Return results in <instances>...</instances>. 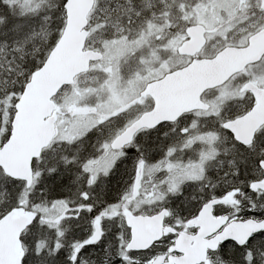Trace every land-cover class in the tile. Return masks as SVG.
I'll list each match as a JSON object with an SVG mask.
<instances>
[{
  "label": "snow or ice",
  "instance_id": "obj_1",
  "mask_svg": "<svg viewBox=\"0 0 264 264\" xmlns=\"http://www.w3.org/2000/svg\"><path fill=\"white\" fill-rule=\"evenodd\" d=\"M67 3L68 0H63L58 7L66 11ZM39 7L34 0H0V36L7 38L10 33L19 36L26 22L35 18L30 14ZM42 63L24 75L20 95ZM4 83L8 87L3 90V95L12 96L14 109L19 103V95H16L18 81ZM95 131L100 133L94 143L95 156L89 154L81 159L77 155L72 160L53 157L54 162L46 163L31 180L19 182L17 203L20 204L19 194L24 193L34 201L32 207L39 210L33 230L48 228L52 235L50 245L39 240L38 247L33 248L21 264H167L168 257L157 249L163 248L166 241H174L175 233L168 232L159 241L142 244L138 238L137 224L162 219L166 227H178L184 217L180 215L181 210L174 207L176 201L180 199L187 206L197 197L184 195V177L179 174L163 186L146 183L145 161L154 149L128 141L130 132L110 142L103 138L102 128L98 127ZM125 146L136 152L131 160V171L126 177L120 171L129 164ZM244 148L255 156L253 167L264 172V148L258 150L255 145ZM240 162L247 165L249 158L242 157ZM228 163L229 166L233 165L235 156ZM240 174L238 167L231 173L233 176ZM65 175L70 179L57 194L55 184L49 185L48 180L54 177L63 180ZM228 175V172L224 173L225 177ZM196 179L193 177L190 183L195 190L203 192L204 182L196 184ZM221 182L218 178L216 183ZM241 183L245 181L241 180ZM247 183V191L233 189L242 192L246 199L239 201L240 207L232 206V211L248 213L250 220L260 223L264 221V187L257 188L255 185L260 182L256 180ZM209 187L213 189L209 199H214L215 185ZM199 199L202 207L207 200L203 197ZM64 225L69 227L65 228ZM257 253L264 257V227L246 241L228 238L221 242L215 249L214 264H261L257 260Z\"/></svg>",
  "mask_w": 264,
  "mask_h": 264
},
{
  "label": "water",
  "instance_id": "obj_2",
  "mask_svg": "<svg viewBox=\"0 0 264 264\" xmlns=\"http://www.w3.org/2000/svg\"><path fill=\"white\" fill-rule=\"evenodd\" d=\"M94 5L95 0H68L63 33L43 67L32 75L15 106L11 136L0 149V169L12 181L31 180L34 176V162L54 142L57 136L54 116L58 110L55 102L57 95L66 87L73 86L78 76L87 74L91 65L103 58L101 52L86 49L90 35L88 17ZM190 33L193 40L183 46L181 54L194 55L203 45L201 28H192ZM262 41L264 32L252 39L250 49L227 50L214 60H197L186 70L177 71L162 81L148 85L143 93L155 100V109L144 114L118 138L130 132L127 140L133 142L139 131L173 121L182 112L198 109L202 92L229 80L232 74L251 60V56L256 53L255 47ZM177 89L186 92L183 98L185 103L180 102L178 96H173ZM257 99L259 103L254 112L226 124L235 140L244 146L252 144L257 129L264 125V91H259ZM259 182L255 186L264 187V179ZM218 202L216 199L205 205L200 215L189 222L191 228H198L194 235L177 233L173 227H166L162 219L146 220L137 224L139 241L148 244L153 240L159 241L168 232H174L178 238L165 254L168 257L167 264H206L208 254L215 253L221 242L228 238L246 241L264 227V221L257 223L250 219L226 226L227 217H213L212 206ZM36 216L33 211L17 208L0 219V264H21L26 256L22 237L36 222ZM161 260H164L163 256Z\"/></svg>",
  "mask_w": 264,
  "mask_h": 264
},
{
  "label": "rangeland",
  "instance_id": "obj_3",
  "mask_svg": "<svg viewBox=\"0 0 264 264\" xmlns=\"http://www.w3.org/2000/svg\"><path fill=\"white\" fill-rule=\"evenodd\" d=\"M40 1L35 0L34 2ZM104 1L106 0H99L98 5ZM108 1L110 2L111 0ZM162 2H166V4L173 3V6L183 3V5L188 7H194V10H198L200 13V20L204 21V24L214 27L217 23L215 20L219 17L217 15L221 13V10L223 9L227 14L228 8L233 7L235 1L169 0L167 2V0H161L159 4ZM128 3L139 7V11L134 14L136 18L132 26H129L127 21V19L132 17V11L129 13L125 10L117 12L108 8L102 10V7L97 5L98 7L90 20L91 26L89 29L91 34L87 48L103 52L104 59L100 63L93 65L87 75L79 77L74 86L67 87L57 96L59 134L54 140L55 142L45 151L44 156L36 161L34 165L35 172L40 171L46 163L53 161V157H67L70 159L69 153L72 154V157L83 154L81 159L89 154L95 156L94 143L96 136L100 135L95 129L98 127L102 128L103 138L110 142L113 141L115 136L123 131L127 121L130 120L125 115V110L131 109L136 105L140 92L159 74L153 68L159 62L163 63L164 60L161 55H157L156 51L163 50V46L167 43L164 40L169 38L162 34L163 26L165 25L163 23L162 25L159 24L155 18L152 19L154 10L150 0H128ZM202 5L205 7L204 9H200ZM159 9L157 8V10ZM101 10L104 16H101ZM189 14H191L190 11ZM100 17L104 21L101 22ZM140 17L142 19L138 21ZM184 19L187 18L184 17ZM156 36L162 37L160 40L163 39V42L158 43ZM172 36L169 40V42L171 41L169 43L170 46H173L174 42L179 38L176 35ZM130 113H132L131 110H128L129 116H131ZM143 140H147V137L138 140L136 143L142 144ZM225 140L224 136L211 134L209 148L211 159L208 161V167L202 165V167L191 171L180 169L184 166L178 164L177 157L174 156L175 150L172 149L171 145H168L167 151L161 150L162 155L160 157L153 155L148 157L149 161H145L144 177L146 178V183H152L153 186L156 184L163 186L170 178L179 174L184 177L182 187L186 196L191 192L198 191L190 183L193 177L198 178L194 181L196 184L203 181L205 185L207 181H210L208 184L215 185V191H230L228 192L230 196L226 194L225 198H223L224 196L221 198L222 205L219 210H228L231 215L247 214L232 211V206L240 207L238 201L230 200L233 195L232 191L236 187L244 186L246 183H241V175H231L237 167H240L238 164L239 159L235 158V163L231 166L228 163L234 156L241 158L246 153L238 148L230 150ZM257 145L258 143L256 142L255 146L257 147ZM164 156L169 159V165L165 167L161 166V161L165 160ZM182 162L184 161L182 160ZM225 172L229 173L227 177L224 176ZM218 178L223 182L217 184ZM23 201L21 204L23 208L38 213L39 210L32 207L34 201L29 196L24 194ZM195 206L197 205L194 202L185 206L180 199L174 205L181 211L186 208V214L193 212ZM180 215L183 216V212H180ZM249 216L248 214V216H240L238 218L248 219ZM234 220L237 219L234 218ZM181 222L179 226L183 225ZM166 245L157 249V251L167 252L165 250ZM214 257L211 256L210 264H214ZM257 260L264 264V257L259 256L258 253Z\"/></svg>",
  "mask_w": 264,
  "mask_h": 264
},
{
  "label": "flooded vegetation",
  "instance_id": "obj_4",
  "mask_svg": "<svg viewBox=\"0 0 264 264\" xmlns=\"http://www.w3.org/2000/svg\"><path fill=\"white\" fill-rule=\"evenodd\" d=\"M168 1L169 0H167V2ZM234 1V5L232 4L233 7L228 8V13L226 14L222 9L221 13L217 15L219 17L215 20L217 23L214 27H210L207 24H204V21L200 20V13L198 10H194V7H188L187 5H183V3L175 4V6H173V3L166 4V2L159 4L161 0H150L151 6H153L152 8L154 10L152 19L155 18L159 24L162 25L163 23V25H165L163 26L162 34H164L166 38H169L164 40L167 43L165 46H163V50L156 51L157 55H161L164 60L163 63L159 62L156 66H154L153 69L159 74H157V76L154 77V79L150 81L146 87L154 82L162 81L166 76L172 75L177 71L186 70L188 66L197 60H214L219 56L220 53L227 50L241 51L250 49L252 39L264 32V0ZM98 2L99 0H95V8L89 16L90 20L97 7L100 6L102 7V10L108 8L117 12H123V10H125L129 13L132 11V17L127 19L128 25L132 26L133 23H135L136 16H134V14L136 11H139V7L132 6L130 3H128V0H111L110 2H107L106 0L101 2L99 5ZM156 7L160 9L157 10ZM204 8L205 7L203 5L200 6V9ZM102 10L100 13L102 12L101 16H104ZM189 11L191 14H189ZM184 17L187 19H184ZM140 19L142 18L140 17L138 21H140ZM90 20L89 28L91 26ZM100 20L101 22L104 21L103 18ZM195 26L201 28L202 30L204 39L203 45L198 48L197 53L194 55L181 54L180 51L184 48L183 46L193 40L190 30L195 28ZM172 35H176L179 38L176 40V42L178 41L177 43L174 42L173 46H170L169 43H171V41L169 42V40L173 37ZM196 35L199 36L198 34ZM156 37L158 39V43L163 42V39L160 40L162 37ZM255 51L256 53L251 56V60L243 64L242 68L236 73L232 74L229 80L215 87H209L202 92L199 99L201 103L198 109L182 112V114L178 115V117H175L173 121L157 124L156 127L152 129L145 128L139 131L137 134H135L134 141L132 143H136L138 140H141L144 137L151 139L153 137L155 144L159 145V149H157L158 153L156 152L155 154H150L148 157L153 155L160 157L162 155L161 150L167 149L168 145H171L172 149L175 150L174 156L177 157L178 164L184 166L180 169H188L189 171L200 168L202 165L208 167V161L211 159L209 154L211 134H217L221 137L224 136L226 138L225 142L228 145L227 147L230 150L238 148L239 150L244 151V153L251 155L252 153L246 151L243 144L238 143L235 140V137L233 138V134L227 130L226 124L233 123V121L242 119L254 112V109L259 103L257 94L261 90L264 91V41L255 47ZM146 87L140 92L139 98H137L138 100H136L135 103L136 105H134L131 109L125 110V115L127 118H130V120L127 121L123 131L119 135L115 136V139L123 134L125 130L132 127V125L140 120L145 113H149L155 109V100L150 96L144 95L143 93ZM174 91L175 92H173V96H178L180 98V102L185 103L183 100V98L185 99L186 96L184 89H177ZM177 106H179L180 109L182 107L179 103ZM128 110H131V116H129ZM115 139H113V141ZM145 142L146 140H143L142 144L146 145ZM256 142L258 143L257 149L264 145V125L257 129L252 144L245 146L251 148L252 146L256 145ZM125 150L128 152V155L135 153V150L131 147L125 146ZM132 150H134V152H131ZM148 157L147 161H149ZM252 157L255 158L253 154ZM235 158H239V156H235ZM182 160L184 162H182ZM168 163L169 159L165 158V160L161 161V166H168ZM259 176L261 177L256 181H262L264 179L263 172H261L260 169ZM208 182L210 181H207V183L204 185L203 192L194 191L191 192L192 194L189 193V195H186L197 197V200L189 202H194L197 206L193 208V212L191 213L189 219L182 220V226H173L177 233H187L190 235L197 233L198 228L195 226L191 228L189 226V222L200 215L205 205L213 202L216 199L219 200V202L212 206L211 211L213 213V217H227L228 219L226 226L232 222H245L249 220V218H238L240 216H248V213L231 215L228 210H219L220 206L222 205L221 198L223 196V198H225L226 194L227 196H230L228 193L230 191H215L214 189L215 198L209 199V197L213 194V189L209 187L210 184H208ZM240 188H245L244 190L247 191L248 183L244 184V186ZM232 192L233 195L239 194L240 197L233 199L231 196L230 200L239 202L240 200L246 199L242 192ZM200 197H203L204 200H207L206 203H203L202 207V201L199 199ZM185 209L180 211L183 212V217H185L186 214ZM234 218L237 220H234ZM177 238L178 235L175 234L174 241L165 242V244H167L166 246L171 245L168 247V250L176 242ZM207 264H210V262Z\"/></svg>",
  "mask_w": 264,
  "mask_h": 264
},
{
  "label": "trees",
  "instance_id": "obj_5",
  "mask_svg": "<svg viewBox=\"0 0 264 264\" xmlns=\"http://www.w3.org/2000/svg\"><path fill=\"white\" fill-rule=\"evenodd\" d=\"M62 3L63 0H41L40 2H34V4H39L40 7L35 13L30 14L35 18L26 22V25L19 33V36L16 33H10L7 38L0 36V149L11 136L12 120L15 114V108L13 109L12 107V96L4 97L3 95V90L8 87V84L4 82L11 80L18 81V91L16 95H19L20 100L21 95L19 89L22 87L24 75L29 69L34 68L36 65H40L41 62L43 63L40 68L43 67L44 62L51 54L50 52L53 50L63 33V28L66 24V11L65 9L58 7ZM45 17H47V19H45ZM154 141L155 140L152 137V139L147 138L145 142L148 148L154 149L151 154H155L157 149H159V145H156ZM261 148H264V145L259 147V149ZM131 152H134V150ZM82 155L83 154H80L79 156L82 157ZM135 155L136 152L128 157L129 164L127 168H121L120 171L123 176L126 177L130 173L131 160ZM69 156V160H72L73 157L71 153H69ZM244 158H249L247 165L240 162L241 158H237L239 159L238 164L240 166V175L242 176L240 177V180L245 181V183L251 180H258L261 177L259 176V168H254L252 163V160L255 158L252 157V154H246ZM53 162L54 161H51L48 164ZM43 168L40 171H42ZM69 179L70 177L68 175H65L63 180L54 177L48 180V184H55V191L57 194H60V189ZM236 189L239 190L241 188L236 187ZM113 190L115 191V188ZM18 191L19 182L10 180L0 169V218L13 208L22 207L21 204L24 202V193L19 194L20 204H18ZM236 197H240V195H232L233 199ZM191 213L192 212H188L184 219H189ZM32 226L28 228V231L22 238L26 255L31 252L33 248L38 247L37 242L39 240H44L48 245L52 243V235L48 228L42 230L36 229L34 231ZM65 228H67V225ZM168 247L169 246H166L165 250H168Z\"/></svg>",
  "mask_w": 264,
  "mask_h": 264
}]
</instances>
